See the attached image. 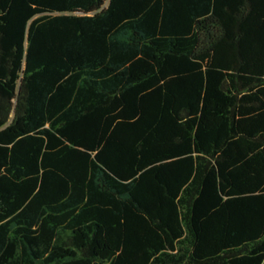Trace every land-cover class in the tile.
I'll return each instance as SVG.
<instances>
[{
	"label": "trees",
	"instance_id": "obj_1",
	"mask_svg": "<svg viewBox=\"0 0 264 264\" xmlns=\"http://www.w3.org/2000/svg\"><path fill=\"white\" fill-rule=\"evenodd\" d=\"M0 264H264V0H0Z\"/></svg>",
	"mask_w": 264,
	"mask_h": 264
}]
</instances>
